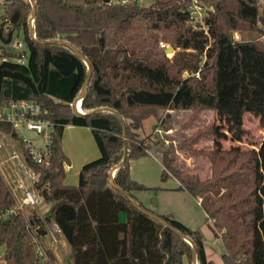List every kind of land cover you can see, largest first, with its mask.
Wrapping results in <instances>:
<instances>
[{
    "label": "trees",
    "instance_id": "16d2710c",
    "mask_svg": "<svg viewBox=\"0 0 264 264\" xmlns=\"http://www.w3.org/2000/svg\"><path fill=\"white\" fill-rule=\"evenodd\" d=\"M34 38L29 31L33 6L14 0L1 16L24 33L27 63L17 54L0 56V103L33 100L55 123L51 161H34L14 127L0 122L37 175L36 193L50 204L44 214L15 211L16 198L0 172V247L6 264H40L36 239L57 224L70 247L72 264H215L206 253L204 236L183 222L146 208L134 195L151 188L135 181L130 162L150 154V137L138 131L149 118L167 110L190 111L186 126L213 111L218 120L200 127L161 153L162 180L200 199L226 252L223 264H264V137L257 149L241 142L245 114L264 127V46L237 40L235 33H264L260 0H199L204 24L192 23V0H34ZM10 27L8 39H12ZM161 42L175 52L167 55ZM83 54L85 60L79 55ZM7 58V60H4ZM89 66L92 74L89 75ZM77 115L72 107L82 95ZM67 125L91 128L100 157L80 170L77 185L66 183L63 132ZM211 139V149H198ZM178 151L209 159L211 174L185 172ZM126 157V163L111 170ZM155 190V189H154ZM126 220H122V214ZM166 222L168 225H166ZM53 260L55 254L50 251Z\"/></svg>",
    "mask_w": 264,
    "mask_h": 264
},
{
    "label": "rangeland",
    "instance_id": "374dc122",
    "mask_svg": "<svg viewBox=\"0 0 264 264\" xmlns=\"http://www.w3.org/2000/svg\"><path fill=\"white\" fill-rule=\"evenodd\" d=\"M154 0H140L142 5H150ZM262 6H264V0H260ZM6 13V8L4 6H0V56L5 52L18 54L25 47L24 43V33L23 31H19L16 28L13 29L10 24H6L4 27L2 26L1 16ZM9 26V28H7ZM12 27V39L10 42H6L4 39H8L10 37L9 30ZM3 30V31H2ZM1 31L3 34V38L1 37ZM235 38L237 40H258L264 46V33H235ZM18 42L24 44L23 47H17ZM169 46H171L169 44ZM170 57L174 55V53H169ZM1 60V58H0ZM190 111H176V110H167L164 111L161 115L160 120L157 118H149L145 121L144 128L138 131V136L140 138H145L147 136L150 137L148 143L150 145V152L158 154L161 156L162 151L165 149L169 142H173L178 144L185 138L192 135L197 129L200 127L206 126L212 123L215 120H218L213 111H206L202 114L201 121L195 123L194 125L186 126L188 120L190 119ZM244 126L246 129V135L241 142L234 141H226L225 147H229L232 143L236 145H240L245 150L257 149L259 144L261 143L264 137V127L261 125L259 117L255 116L252 113L245 114ZM0 134V138L5 140V143L12 145L13 150H17L18 146L14 139L11 136H4ZM26 135L28 137L34 138L35 133L27 132ZM157 140V141H155ZM3 147H4V142ZM213 146V141L211 139H203L201 140L196 147L198 149H211ZM19 164V163H18ZM20 166V164H19ZM177 166L185 171L198 173L203 178H207L210 176V162L209 159L204 156H193L188 154L186 151H178V160ZM23 169V166H22ZM134 195L142 202L145 200V203L149 204V206L158 212H161L164 207V201L167 198V195L159 190H143L136 191ZM175 200L172 203L174 207H176V213L179 216H183L185 202L184 196H175ZM143 203V202H142ZM193 205V204H192ZM195 205V204H194ZM171 206V207H173ZM36 210L41 213H45L49 210L50 204L47 202H43L40 204H36L32 206ZM187 207V205H186ZM194 208V207H193ZM195 209V208H194ZM34 210L30 209V207H26L25 214H31ZM196 214V213H195ZM200 218V216H198ZM122 220H126V214H122ZM205 220V219H204ZM209 220H206L203 225V234H204V242L207 249L208 257L211 258L215 264H223L222 255L226 252L225 246L222 242L221 238H218L213 232ZM57 242L53 245V248L56 246V250L58 256L56 257L57 264H72V260L69 257L70 247L66 243L65 238L58 234ZM45 242L48 243V238H45ZM0 264H3L2 259L0 258Z\"/></svg>",
    "mask_w": 264,
    "mask_h": 264
},
{
    "label": "built area",
    "instance_id": "2783aa9c",
    "mask_svg": "<svg viewBox=\"0 0 264 264\" xmlns=\"http://www.w3.org/2000/svg\"><path fill=\"white\" fill-rule=\"evenodd\" d=\"M13 2L14 0H0V6L7 8ZM189 11L192 23L194 25H202L204 30L207 31L208 27L204 24L206 8L200 3V1L192 0L189 5ZM160 44L165 49L169 46V44L164 42H161ZM23 46V43L18 42L17 47L20 48ZM27 55L28 52L25 46L23 50L16 55L14 60L17 63L26 64ZM4 60H7V58H4ZM0 122L8 123L15 128L18 136L23 140L30 157L34 161L44 165L50 164V147L55 130V123L48 117V110L43 107V105L33 100L3 101L0 103ZM27 132L35 133L34 138L28 137L26 135ZM16 144L18 149L13 150L9 160L14 164L12 172L15 180H18L16 184L17 186L15 185L16 187H10L16 198L17 205L15 208L6 211L5 216L10 215L17 210L24 213L26 207H32L44 201L34 189V182L37 179V175L34 170L27 165L24 152L18 143ZM2 147L3 143L0 141V148ZM24 179L31 181L32 186L27 185L23 181ZM17 191H21V196L18 195ZM58 234L62 235L61 230L57 224L53 223L48 226V231L45 236L36 239V253L40 264H57L56 260L52 259L50 251L56 256V246L53 248V245L59 242L57 239ZM45 238H48L50 241H48V243L45 242Z\"/></svg>",
    "mask_w": 264,
    "mask_h": 264
},
{
    "label": "crops",
    "instance_id": "0c3cea01",
    "mask_svg": "<svg viewBox=\"0 0 264 264\" xmlns=\"http://www.w3.org/2000/svg\"><path fill=\"white\" fill-rule=\"evenodd\" d=\"M0 134L4 136L7 135L1 131ZM0 141L4 142V147L0 148V171L2 175H4L3 177L5 181L8 183V185L10 187L12 186L14 187L17 184L18 180L16 181L15 177L13 176L12 170L14 164L9 160L12 155L13 147L12 145H10V143L6 144L5 140L2 138H0ZM62 145H63L64 153L68 158L67 162L64 163L65 171L67 174L66 183L69 185H77L79 182V173L81 168L86 163L99 158L101 155L100 150L94 139V135L91 128L86 126H78V125L65 126L63 132ZM160 157L161 156H158V154L150 152L149 155L140 157L130 162V174L135 181L151 189L162 191L167 195V198L164 201L165 207L161 212L153 210L149 206V204L145 203V200H142L144 206L156 214L171 216L183 222L185 225H187L192 229H199L203 234V225L205 221L208 219H207V214L205 213L204 209L201 206L200 199L195 198L185 190H180L178 188L180 182L176 178L170 177L165 181L162 180L161 177L164 166L161 163ZM23 181L27 185L32 186L31 181L27 179H24ZM17 192L18 195L21 196V191H17ZM181 195L184 196L183 199L185 202V206L183 207L185 209L182 214L183 216H179L176 213L177 208L172 205V203L176 198L175 196H181ZM30 209L34 210L33 212H36L38 214H43L33 207H30ZM198 216H200V218ZM209 223L211 224L212 221L209 220ZM218 238L221 237L218 236ZM5 251H6L5 246L0 247V258L2 259L3 264H6ZM206 253H207V249H206ZM57 256L58 253L56 251V257ZM209 259L212 260L211 258ZM184 264H190L187 258H184Z\"/></svg>",
    "mask_w": 264,
    "mask_h": 264
},
{
    "label": "water",
    "instance_id": "95a60500",
    "mask_svg": "<svg viewBox=\"0 0 264 264\" xmlns=\"http://www.w3.org/2000/svg\"><path fill=\"white\" fill-rule=\"evenodd\" d=\"M29 1L31 2V4H32V6H33V13H32V15H31V18H30V21H29V31H30L31 35H32L34 38H36V37H35V33H34V20H35L36 11H37V5H36V2H35L34 0H29ZM7 28H9V26H8ZM165 52H166L167 54H169L170 52L174 53V52H175V49H174L173 46H168V47L166 48ZM79 55L85 60L83 54L79 53ZM85 61H86V60H85ZM91 74H92V69H91V67L89 66V75H91ZM88 83H89V80L87 81V84H86V86H85V88H84V90H83V92H82V95H81L80 97L76 98V99L74 100V102L72 103L73 110H74V112H75L77 115H83V111H79V110H78V103H79V101L82 102V99H83L84 95L87 93V90H88ZM125 163H126V157H124V159L121 161V163H120L118 166L114 167V168L111 170V173H110V174H111V183H112V185H113L114 187H116V188H118V189H121V188H119V187L117 186V184L114 182V173H115V171H116L118 168L123 167V166L125 165ZM164 223H165L166 225H168L166 222H164ZM194 264H198V262H197V258H196V257H195V260H194Z\"/></svg>",
    "mask_w": 264,
    "mask_h": 264
},
{
    "label": "bare ground",
    "instance_id": "6f19581e",
    "mask_svg": "<svg viewBox=\"0 0 264 264\" xmlns=\"http://www.w3.org/2000/svg\"><path fill=\"white\" fill-rule=\"evenodd\" d=\"M78 110H79V111H82V109H81V107H80V101H79V103H78Z\"/></svg>",
    "mask_w": 264,
    "mask_h": 264
}]
</instances>
